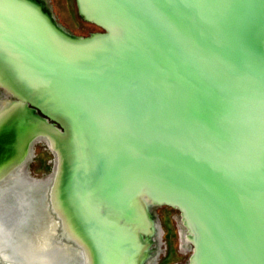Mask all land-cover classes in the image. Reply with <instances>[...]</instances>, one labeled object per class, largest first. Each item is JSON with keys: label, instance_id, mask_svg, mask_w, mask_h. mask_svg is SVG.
<instances>
[{"label": "water", "instance_id": "water-1", "mask_svg": "<svg viewBox=\"0 0 264 264\" xmlns=\"http://www.w3.org/2000/svg\"><path fill=\"white\" fill-rule=\"evenodd\" d=\"M76 4L104 30L73 36L39 0H0V87L15 98L0 109V202L16 170L31 176L35 141L55 155L29 185L52 222L34 204L22 237L81 256L85 242L81 264H152L134 253L154 232L128 227L140 203L155 231L150 207L167 204L189 264H264V0Z\"/></svg>", "mask_w": 264, "mask_h": 264}, {"label": "rangeland", "instance_id": "rangeland-1", "mask_svg": "<svg viewBox=\"0 0 264 264\" xmlns=\"http://www.w3.org/2000/svg\"><path fill=\"white\" fill-rule=\"evenodd\" d=\"M39 1L43 3L45 9L53 17V20L70 35L77 37L88 36L93 32H102L104 30L101 26L83 18L79 14L76 0ZM13 99L15 98L7 95L2 87H0V109ZM37 112L45 116L39 109H37ZM49 120L51 121V119ZM52 166L53 153L43 141L36 142L33 155L29 158L28 162V169L31 175H33L32 177L35 176L34 178L44 180L51 172ZM28 190L30 193L33 192L34 196H38V198L45 191L44 188L36 189L34 187H28ZM14 196L13 191H10L6 201L12 204ZM43 205L40 204V212L38 216L36 215V218H41L42 220H39L41 222H52L46 215L47 208L45 209V205ZM150 214L155 224V231L154 233L152 232L148 221H146L144 230L148 234L153 233V235L148 236L150 239L149 258L153 260L152 264H189L191 248H189L190 244L185 241L184 234L181 233L182 227H180L181 223L178 210L167 204H156L150 207ZM50 229H53V227L51 228L50 226ZM31 234L35 235L36 238L39 237V231Z\"/></svg>", "mask_w": 264, "mask_h": 264}, {"label": "bare ground", "instance_id": "bare-ground-1", "mask_svg": "<svg viewBox=\"0 0 264 264\" xmlns=\"http://www.w3.org/2000/svg\"><path fill=\"white\" fill-rule=\"evenodd\" d=\"M3 115L4 114H0V119ZM48 140L50 141L51 145L56 146V144L53 141V138L52 139L50 138ZM62 157L64 160L63 166H65V164L67 166L66 157L64 155ZM60 160L58 163H60ZM20 172H21L20 169L16 170V172H14L15 173L14 174V181H16V179L18 178V174ZM60 175H61V173H60ZM42 182L43 181H33V182L27 181L26 185H22V186L18 185V184L14 185L12 187V191H13V194L15 195L14 203L16 202V205H13V203L12 204H9V203L2 204V209L3 208L6 209V212H5L6 217L0 215V255L5 260L9 261L10 264H64V261H65V264H67L66 262H67L68 257L70 258L72 256V255L67 253L68 257L65 256V259H64L63 257L66 253L65 252L66 250L64 251L63 247H58V246L57 247L56 246L51 247V246H49V247L40 249V248L33 247L31 244H29V242L26 239H24V237H22L23 232L21 230V227H22L21 225L25 222L26 215L28 213H30L32 211V208H33V203L28 199V197H26V196L30 195L28 193L27 188L31 184H38V183H42ZM1 183H0V186H1ZM16 186H19V187H16ZM143 200L149 201L148 198H146V199L144 198ZM142 206L143 205L139 203L138 205H136L134 207L133 218L131 219L132 224L128 227V231H129L130 235H132V234L134 235V233H136V231L139 233H141L140 231H144L145 234H148L144 230V226H146V220L142 215V211H143ZM72 210H74V209H72ZM9 212L11 215H9ZM38 212H40V211H38ZM41 213H42V211H41ZM4 218H6V219H4ZM40 220H42V219L40 218ZM149 226H151L152 232H154L152 225L150 224ZM74 236H76V235H74ZM143 237L147 240L149 238L148 235H145ZM82 244H83L84 250L82 252L83 253L82 256L80 255L81 259L83 257V259L85 261H88V253H90L88 251V249H89L88 245L85 242H82ZM147 244H149V243H147ZM145 250H146V253H149L150 244H149V246L147 245L145 247V249L143 248V251L140 250V248L137 249L138 254L134 253V255L136 254L134 256V258H139L140 257L139 253H141V254L144 253L146 255ZM77 262H78V260H77ZM88 264H91L90 260H89ZM92 264H94V260H93ZM194 264H195V262H194Z\"/></svg>", "mask_w": 264, "mask_h": 264}, {"label": "flooded vegetation", "instance_id": "flooded-vegetation-1", "mask_svg": "<svg viewBox=\"0 0 264 264\" xmlns=\"http://www.w3.org/2000/svg\"><path fill=\"white\" fill-rule=\"evenodd\" d=\"M56 125H59L58 123H56ZM38 141H43L45 144H46V146L49 148V150L53 153V166H54V162H55V155H54V152H53V150L51 149V147L48 145V143L44 140V139H41V140H37V141H35V143L36 142H38ZM35 143L33 144V146H32V148H31V152H30V157H32V155H33V152H34V146H35ZM29 157V158H30ZM28 162H29V159H28V161H27V164H26V169L28 170V172H29V174L31 175V173H30V170L28 169ZM53 166H52V169H53ZM52 171V170H51ZM49 175V174H48ZM33 175H31V176H29L28 174H26L25 172H20L19 174H18V178L16 179V181H15V184H18V185H26L27 184V181H44V180H40V179H37V178H34V177H32ZM42 178H44V177H42ZM16 187H19V186H16ZM34 188H36V189H40V187L39 186H34ZM27 190H28V188H27ZM9 194H10V191H9ZM31 196V197H30ZM41 196H43V193H42V195H40V197ZM26 197H28V199L33 203V205L34 204H36V205H40V204H43V203H40V199L38 198V196L36 197V196H34V193L33 194H31L30 193V195H28V196H26ZM14 198H15V196H14ZM6 199H7V195H5V197H4V199H3V201H1V203H0V215L1 216H4V217H6V209L5 208H3L2 209V204H4V203H8L7 201H6ZM13 205H16V202L14 203V200H13ZM9 204H11V203H9ZM175 208V207H174ZM177 209V208H176ZM178 210V212H179V215H180V211H179V209H177ZM36 215L35 214V212H33V211H31V215ZM37 214H38V211H37ZM9 215H11L10 214V212H9ZM4 219H6V218H4ZM35 218H33V220H34ZM32 220V218L29 220L30 221V223H29V221H28V224H26V228H25V230H26V233L28 232L29 233V235H31V238H33L32 240H34L35 242H37L39 239H37L36 237H35V235H33V234H31V233H34V228L33 227H35V223H34V221H36V220H34L33 221ZM33 235V236H32ZM66 253H68V254H70V253H72L71 255V257L69 258L68 256V259H67V264H81V261H82V259H81V254H80V251H78V250H76V249H73V250H68V251H66ZM77 260H78V262H77ZM0 264H5V259L3 258V257H1V255H0Z\"/></svg>", "mask_w": 264, "mask_h": 264}]
</instances>
